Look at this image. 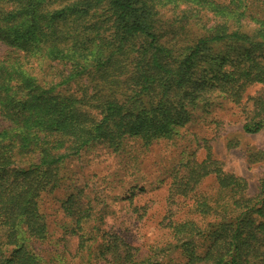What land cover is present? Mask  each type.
I'll return each mask as SVG.
<instances>
[{
	"label": "trees",
	"instance_id": "1",
	"mask_svg": "<svg viewBox=\"0 0 264 264\" xmlns=\"http://www.w3.org/2000/svg\"><path fill=\"white\" fill-rule=\"evenodd\" d=\"M63 5L0 0V42L8 47L0 60V229H5L0 264H44L21 235L46 240L39 201L61 185V165L89 144L102 141L119 151L126 140L146 148L170 140L208 89L243 109L246 134L264 131V65L249 53L200 86L194 83L195 69L216 44L264 50V0H64ZM158 5L194 6L213 23L201 26L192 45L178 49L163 43ZM67 17L66 29L56 25ZM20 27L28 28L22 31L26 36L16 38ZM51 62L69 67L60 81L39 74ZM73 83L78 91L65 94ZM253 88V96L247 95ZM212 175L224 198L195 200L201 223L168 225L182 254L176 264H264V176L250 197L247 182L225 173L210 156L190 173L195 185ZM179 191L183 197L189 193ZM81 197L71 194L62 206L78 231L91 213ZM93 229L99 244L96 237L79 236L84 264H173L140 256L111 230Z\"/></svg>",
	"mask_w": 264,
	"mask_h": 264
},
{
	"label": "rangeland",
	"instance_id": "2",
	"mask_svg": "<svg viewBox=\"0 0 264 264\" xmlns=\"http://www.w3.org/2000/svg\"><path fill=\"white\" fill-rule=\"evenodd\" d=\"M58 3L64 6V0H58ZM155 9L159 12V25L164 32L163 43L169 42L178 49L192 45L201 26L213 23L210 15L198 13L194 6L158 5ZM70 20L67 17L56 25L66 29ZM104 26L103 30H106L112 24ZM27 30V27H20L16 38L26 36L22 31ZM246 30L252 32L253 24L248 23ZM111 33L112 29L105 35L109 37ZM7 51L8 47L0 42V60ZM248 53L251 60L264 65V50L252 51L233 42L214 45L195 69L194 83L200 86L214 73L231 68L230 60H239ZM68 70L64 64L51 62L44 64L39 74L48 77L49 81L51 78L60 81L59 76H66ZM65 89V94L74 93L79 84H70ZM256 90L250 89L247 95L253 96ZM202 94L197 105L189 107L188 123L177 129L178 133L170 140L156 142L148 148L138 140H126L119 151H114L105 142L95 141L78 156L68 158L60 167L59 188L43 194L39 201L46 216L48 237L41 241L22 234L27 250L41 258L44 264H84L78 251L79 236L96 237L99 244L100 238L93 229L96 225L111 230L138 248L139 255L144 258L152 257L154 262H181L182 254L175 249L177 241L168 225L182 220L201 223L202 219L193 209L195 200L225 196L219 190L215 175L197 185L190 176L194 164L205 161L208 156L225 173L244 179L248 195L254 197L264 176V131L246 134L243 131L245 112L241 107L209 89ZM180 189L189 190L187 197L181 195ZM79 192L91 210L90 217L83 221V231L76 229V223L62 207L71 194ZM4 235L5 229H0V241L5 240Z\"/></svg>",
	"mask_w": 264,
	"mask_h": 264
}]
</instances>
